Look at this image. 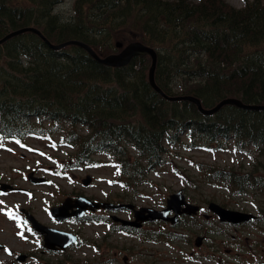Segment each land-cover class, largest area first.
<instances>
[{
    "label": "trees",
    "instance_id": "1",
    "mask_svg": "<svg viewBox=\"0 0 264 264\" xmlns=\"http://www.w3.org/2000/svg\"><path fill=\"white\" fill-rule=\"evenodd\" d=\"M62 2L0 0V39L34 27L53 44L78 40L100 57L137 41L156 51L154 80L167 96H193L206 108L225 98L264 105V0L241 9L223 0H74L66 22L54 14ZM150 62L110 68L75 46L51 51L32 33L10 39L0 45V139L64 133L72 168L104 156L134 185L177 147L252 149L247 171L198 168L235 195L264 196V111L225 106L205 117L190 102H168L149 85ZM128 148L140 159L130 162Z\"/></svg>",
    "mask_w": 264,
    "mask_h": 264
},
{
    "label": "rangeland",
    "instance_id": "2",
    "mask_svg": "<svg viewBox=\"0 0 264 264\" xmlns=\"http://www.w3.org/2000/svg\"><path fill=\"white\" fill-rule=\"evenodd\" d=\"M73 1L64 0L56 5L54 14L58 15L61 21L66 22L73 18ZM190 1L198 2L199 0ZM223 1L240 9L244 6L245 0ZM59 138L60 135H56L49 141L43 137L28 138L23 144L0 143V178H9L20 183V180H14L15 174L34 171L60 187L61 190L64 189L65 193L70 196L83 193L87 197L104 199L107 195L122 194V201L125 199L138 208L158 210L165 207V201L170 195L182 190L186 200L200 206L201 211L196 217L179 218L176 226H162V229L166 230V235L174 234L178 239L166 237L167 239L159 245L153 242L142 245L136 238L116 237L115 241L127 242L133 247L136 245L142 249V255L145 254V256H139L133 264H140V259H144L146 264H264V222L257 221L253 226L250 224L236 227L221 225L206 208L209 202H214L224 208L259 217L258 212L264 205V196L235 195L224 184L203 176V170L198 168V165L202 163L227 169L237 168L242 164L244 170L247 171L252 165L250 156L238 154L232 150L226 152H210L203 149L186 151L177 147L165 156V162L161 166L153 168L149 174L140 179L139 184L131 185V190L126 191L120 187V184H111L117 178V170L111 158L107 159L104 156L94 158L111 161L106 166L70 169L72 162L69 153L72 154L73 150L58 147L56 144ZM129 151L130 162L135 158L140 159L131 148ZM254 156L256 157V153L253 154ZM55 175H64V177L58 178ZM86 175L92 177V182L87 187L81 184V180ZM124 181H127L126 174ZM51 188L54 187H39L33 191L32 200H36L35 206L45 208L53 202L47 191ZM25 197L31 196L27 194ZM204 215H210V218L204 220ZM149 225L153 230L161 226L156 222L149 223ZM98 228L100 227L87 226L84 228V234L86 237H91L94 231L103 229ZM207 231L210 234L206 235ZM197 236H206L200 247L194 245ZM226 251L230 253L226 254ZM82 252L88 260H102L101 256L94 257L89 248L83 249ZM109 259L114 260V264H125L119 257L112 258V256L106 257L104 264H109Z\"/></svg>",
    "mask_w": 264,
    "mask_h": 264
},
{
    "label": "flooded vegetation",
    "instance_id": "3",
    "mask_svg": "<svg viewBox=\"0 0 264 264\" xmlns=\"http://www.w3.org/2000/svg\"><path fill=\"white\" fill-rule=\"evenodd\" d=\"M28 173L15 174V180H20V183L10 181L9 178H0V183L6 182L16 188V190L0 191V264H104L105 258L108 256L119 257L125 264L127 262L133 264L139 256H145V254L142 255V249L136 245L133 247L127 242L115 241L116 237L134 238L135 236L142 245L148 242L159 245L165 239L166 230H163L162 226L167 227V223H160L161 226H157L155 230L151 228V225L146 224L142 226L141 231L135 233L134 229L131 230L132 228L129 226H123L112 220L111 217L116 215L126 221H132L133 214L127 210L113 213L99 210L88 212L82 218L69 217L57 220L49 211L51 207L60 206L67 197L74 199L78 196H87L83 193L70 196L65 193L64 189L54 187L49 192V196L53 200L52 204L46 208H39L35 206L36 200H32L33 194L31 199L22 196L23 193L38 188L28 180ZM47 184L49 182L46 180L44 185ZM105 197L104 199L87 198L101 203H128L127 201L123 202L117 194ZM24 211L36 220L34 228L26 219ZM73 211L75 209L70 210L69 214ZM257 221L263 222L259 216L250 225L253 226ZM87 226H97L103 229L94 231L91 237H86L84 228ZM150 230H153L158 238L150 236L148 233ZM67 234L76 237L74 244H67V241H70ZM85 248H89L94 257L101 256L102 260L86 259L85 253L82 252ZM229 253L226 251V254ZM139 262L146 264L144 259H140ZM114 263V260L109 259V264Z\"/></svg>",
    "mask_w": 264,
    "mask_h": 264
},
{
    "label": "water",
    "instance_id": "4",
    "mask_svg": "<svg viewBox=\"0 0 264 264\" xmlns=\"http://www.w3.org/2000/svg\"><path fill=\"white\" fill-rule=\"evenodd\" d=\"M24 33H33V34L37 35L38 37H40L43 40V42L46 44L48 49L53 50V51H59V50L65 48L67 46H76V47L86 51L98 64L106 66V67H110V68L124 67V66L128 65L133 58H142V57L148 56L151 59V65H150L149 70H148V82H149L151 88L157 94H159L163 99H165L168 102H182V101H184V102H190V103L194 104L197 107L198 111L204 116L214 115L224 106H235L239 109L249 110V111H264V105L244 104L242 101L235 99V98L222 99L220 102H218L213 107L204 108L202 106V104L200 103V101L193 96H189V95L175 96V97L167 96L155 84L154 72H155L156 61H157L156 52L154 49L150 48L149 46L143 45L140 42L135 41V42L129 43L124 48H122L121 43L117 42L115 44L116 48L117 49L122 48V50L117 54H110V55H107V56L102 58V57L98 56L91 49V47H89L87 44H85L83 42L71 40V41H67L65 43L54 45V44H51L44 36H42V34L37 29L32 28V27H26V28H22V29H19L16 31H12V32L8 33L7 35H5L4 37H2L0 39V45H2L3 43L7 42L8 40H10L12 38H15V37H17L21 34H24ZM40 181L41 180L34 179L33 183H37ZM90 182H91V178L89 176H87L82 181V183L85 186H87ZM1 187L10 188L6 184H1ZM78 202H84L86 205L89 204L91 208L101 207L100 203L92 204L90 201L86 200L85 198L80 197L78 199V201H76L75 204L78 207V209L81 210V212L86 208V205L79 204ZM166 203H167L166 208L164 210H162L161 212H157L153 209H144V210H141L140 212L141 213L148 212L149 214H148V216H145V219L148 218L150 221L156 220V219H161L164 221L169 220L173 224H175L178 222V215H180L182 213H185L188 215H195L199 210L198 206L187 204V202L185 201V196L183 195L182 191H178L177 193L170 195ZM68 207H71V205H69V199L65 201L63 207L58 208V209H52V211H58L57 214H62L60 212L65 210ZM104 207L106 209L107 208L117 209V208H123L125 206H113L112 207L110 205H104ZM126 207H132V206L128 205ZM208 210L211 211L214 215H216L218 220L222 223H230L233 225H237V224L248 222L251 219H254V216H252L250 214H245L242 212L227 210V209L221 207L220 205H218L216 203H209L208 204ZM81 212L78 214H81ZM170 212H174V216L171 219L167 217ZM137 218H144V217H141V215H139ZM201 243H202V238L198 237L195 241V245L198 247L201 245Z\"/></svg>",
    "mask_w": 264,
    "mask_h": 264
}]
</instances>
